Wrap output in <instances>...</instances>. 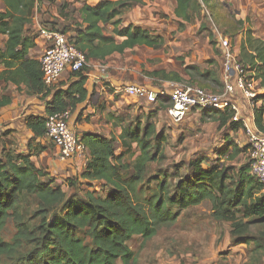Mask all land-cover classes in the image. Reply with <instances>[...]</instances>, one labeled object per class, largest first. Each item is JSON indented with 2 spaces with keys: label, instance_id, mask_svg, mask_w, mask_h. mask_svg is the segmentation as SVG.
<instances>
[{
  "label": "trees",
  "instance_id": "trees-1",
  "mask_svg": "<svg viewBox=\"0 0 264 264\" xmlns=\"http://www.w3.org/2000/svg\"><path fill=\"white\" fill-rule=\"evenodd\" d=\"M0 1V83L23 88L31 95L46 96L51 92L44 87L39 64L30 54L35 47L36 36L32 32L35 17L41 25L68 34L69 43L84 54L86 62L102 60L112 54L122 55L135 47L157 48L163 44L161 36L146 28L123 25L122 17L133 7L143 6L141 0L83 3L76 10L79 21L72 18L74 10H70L71 4L67 2ZM43 2L47 3L46 8H57L58 19L49 22L47 13L41 12ZM175 2L173 14L182 28L196 13L198 15L196 2ZM201 3L205 5L203 0ZM57 25L60 30L56 29ZM237 57L243 68L254 73L262 89L253 99L260 105L253 106L252 114L254 126L264 133V42L246 30ZM207 64L210 69L189 68L187 75L192 80L197 78L203 88L210 83L220 87L223 84L216 63L208 61ZM87 71V66L83 67L61 83L68 85L75 79L65 89L53 93L51 103L45 107V118H25L24 125L32 133L26 154L0 148V264H137L129 246L134 237H140L144 245L159 229L173 225L180 210L204 201L211 204L214 220L230 224V236L235 245L245 244L252 246L255 253L263 252L264 232L252 234L249 226H264V186L251 176L249 156L248 161L236 169L220 162L248 155L247 145L238 148L229 141L215 159L190 160L186 172L177 176V181L170 186L152 177L150 180L155 186L151 192L144 186L145 171L148 163L155 161L164 142L151 124H146L141 134L138 123L134 127L125 125L118 138L81 134L78 143L83 146L82 169L64 179L63 184H57L47 172L34 167L32 157L46 150L36 141L45 137V120L67 110L73 111L86 99L84 74ZM150 76L183 84L179 76L169 77L157 70ZM9 103V97L0 96V109ZM157 106L147 119L155 116L159 109L165 110L169 102ZM201 111L218 129L227 128L231 132L242 129L241 123L232 121L233 113L229 109ZM117 144L122 148L119 154ZM133 144L140 155L130 167L124 159L132 154ZM94 182L107 188L105 195L92 190ZM63 187L72 192L68 193ZM173 209L177 211L172 212ZM8 223L13 224L14 234L10 241H5L2 235Z\"/></svg>",
  "mask_w": 264,
  "mask_h": 264
},
{
  "label": "rangeland",
  "instance_id": "rangeland-1",
  "mask_svg": "<svg viewBox=\"0 0 264 264\" xmlns=\"http://www.w3.org/2000/svg\"><path fill=\"white\" fill-rule=\"evenodd\" d=\"M203 1L205 5H202L201 0H195L198 15L196 13L192 21L184 24L182 28L178 24L179 20L173 14L176 6L175 0H164L160 7L152 4L150 6L153 10L151 11L152 18L146 22L142 20L144 17L142 6H139V10L136 11L138 13L132 14L129 11L125 14L122 18L123 25L147 23L154 26L155 23L157 34L163 39V44L160 47H136L119 57L122 61L121 64L127 67L129 78L133 81V83L127 84L144 85L142 82H145L148 86L163 88L165 84L179 83L172 79L157 80L152 78L150 73L157 70L169 77L179 76L183 84L190 83L202 87L200 83L198 84L197 78L190 79L187 75L188 69L208 70L210 66L207 62L213 61L216 63V71L221 73L222 59L220 49L217 47V33L221 36H228L235 50L238 49L246 30H250L255 38L264 42V0H222L223 3L231 4L232 9L238 14V18L223 7L221 0ZM82 2L73 0L70 3V10H74L72 18L76 20H79L76 10ZM197 4L200 8L197 7ZM49 7V12H53L51 7L54 6ZM57 27L60 30L58 25L56 29ZM47 28L52 29L51 26ZM254 81L256 94H261L262 89L258 87V82ZM207 86L202 88L217 94L222 93L224 87L223 85L217 87L211 83ZM116 96L117 101H134L123 97L124 95L120 93ZM239 103L245 108L242 113L245 120L253 113V105H260V102L248 105L244 100ZM133 106L134 112L124 118L123 123L131 127L138 123L139 134L142 133L146 124L154 125L156 134H160L164 138L160 153L156 155L155 161L148 163L145 171L144 186H148L146 188L148 192H151L155 186L154 182L150 180L152 177L160 178L170 186L177 181V176L186 172L185 168L190 160L200 157L215 159L217 153L229 141L238 148L247 145V137L242 129L237 132H231L227 128L218 129L217 124L205 117L201 110L190 111L181 122L173 123L167 117L164 109H159L155 116L146 118L150 112L159 107L157 105L136 100ZM2 142L0 140V148L1 146L5 148ZM116 146H118L116 153L119 154L122 148H119V144ZM132 148V154L124 159L125 164H129L130 167L140 155L135 144ZM151 154H153V149H151ZM247 157V154L239 155L233 161L223 159L220 162L236 169L240 164L248 161ZM71 161L72 164H77L76 167H80V163L82 164V161L76 157H72ZM76 167L74 170L77 169L75 173H78L81 168ZM61 169L59 167L56 174L50 170L51 173L47 172L53 176L52 178L57 184H63L64 179L74 175L70 168ZM129 171L132 172V168ZM147 180L150 181L147 182ZM92 186V190L102 195L107 192V188L100 187V183L94 182ZM63 189L68 193L72 192L66 187ZM176 211V209L172 210V212ZM249 227L252 234L264 232V226L251 225ZM230 230L229 223L213 219L211 204L204 201L198 206L180 210L173 225L159 229L155 237L144 245H141L140 237H134L129 246L136 255L137 264H264V251L255 253L252 246L235 245L230 236ZM13 234V224L8 223L2 237L5 241H10Z\"/></svg>",
  "mask_w": 264,
  "mask_h": 264
},
{
  "label": "built area",
  "instance_id": "built-area-1",
  "mask_svg": "<svg viewBox=\"0 0 264 264\" xmlns=\"http://www.w3.org/2000/svg\"><path fill=\"white\" fill-rule=\"evenodd\" d=\"M39 34L43 39L44 49L37 61L45 88L55 85L65 70L76 73L87 66L84 54L69 43L66 35L48 28H39ZM216 36L222 59V93H211L196 86L177 83L167 84L154 91L137 85H123L115 92L143 100L150 105L169 102L165 113L173 123L181 122L192 110L229 109L233 113L232 121L241 123L247 137L250 174L264 186V133L254 126L252 113L246 120L242 117L245 108L239 103L244 100L248 105H253V99L257 95L254 73L247 71L238 62L237 50L229 37L219 33ZM100 70L103 71L104 68ZM67 119V111L48 117L45 120V138L58 149L61 161L72 157L82 159L83 146L69 129Z\"/></svg>",
  "mask_w": 264,
  "mask_h": 264
},
{
  "label": "crops",
  "instance_id": "crops-1",
  "mask_svg": "<svg viewBox=\"0 0 264 264\" xmlns=\"http://www.w3.org/2000/svg\"><path fill=\"white\" fill-rule=\"evenodd\" d=\"M56 1L71 3L73 0ZM81 1L83 2L80 4V6L83 3L93 4L98 0ZM141 1L144 3L142 6L144 17H142V20L146 22V20L152 18L151 11L153 10L150 6L153 4L154 6L156 5V7H160L164 0ZM76 2L79 3V1ZM46 6L47 3L45 2L40 4L41 12L47 13L46 18L49 20V22L54 21L56 18L58 19L57 8L51 7L53 8V12H49L50 7L46 8ZM139 8V6L133 7L132 10H130V13H138L136 11H138ZM59 21L62 22L61 19H59ZM134 26L142 28L145 27L153 34L159 35L157 34L155 23L154 26L148 25L147 23H143L142 25L134 24ZM39 28L47 27L45 25H41L39 23V18L35 17L33 19L32 26V32L36 36L34 39L35 47L31 50L30 54L36 61L44 49V42L39 34ZM126 51L130 50H125L124 53ZM124 53L122 55H124ZM122 55L112 54L111 56H108L102 60L91 59L87 62L88 71L84 74L86 78L84 84V88L87 92L86 99L81 104H78L73 111L67 110V125L69 129L75 133L77 140L80 139L81 134L83 133L100 135L104 138H118L122 132V129L125 128L123 119L127 118L130 113L134 112L133 110L135 109L133 107L135 105L133 106V104H135L136 99L127 97L125 95L123 97L134 101L123 102L117 101L116 99L117 93L115 91L117 88L123 85H137L127 84L133 83V81L129 78L127 67L121 64L122 61L119 57ZM100 68H104V70L101 71ZM70 74L71 73L68 70H65L55 85L46 88V90H51V92L46 96L43 94L31 95L23 88L17 89L15 85L0 83V96H7L10 98L9 105L0 109V140L3 141L2 144L5 145L7 151L11 150L20 154L27 153V144L32 139V133L24 125L25 118L28 116L45 118V107L51 103L53 93L58 89H65L71 82L75 80L72 79L68 85L61 84L62 82L69 79ZM219 77L222 81L221 73H219ZM142 83L144 85L141 84L137 86L153 91L160 89L152 85L148 86L145 82ZM166 85L167 84L164 86ZM119 119H122V123L118 124ZM36 141L40 145L45 146L46 150L38 156L32 157L31 161L35 168L45 172H49L50 170L56 174V170H58L59 167L60 169L66 167L72 169L73 174H75L77 169L74 170V168L77 166V164H72L73 162L71 160L61 161L59 159L58 149L48 139L44 137L43 139ZM82 164L80 163V167L76 168L82 169ZM65 171L68 170L65 169Z\"/></svg>",
  "mask_w": 264,
  "mask_h": 264
},
{
  "label": "water",
  "instance_id": "water-1",
  "mask_svg": "<svg viewBox=\"0 0 264 264\" xmlns=\"http://www.w3.org/2000/svg\"><path fill=\"white\" fill-rule=\"evenodd\" d=\"M221 2H222L223 7L226 8L230 12V14H232V15L235 14L236 15V18H238V14L232 9L231 4L223 3L222 0H221Z\"/></svg>",
  "mask_w": 264,
  "mask_h": 264
},
{
  "label": "bare ground",
  "instance_id": "bare-ground-1",
  "mask_svg": "<svg viewBox=\"0 0 264 264\" xmlns=\"http://www.w3.org/2000/svg\"><path fill=\"white\" fill-rule=\"evenodd\" d=\"M128 126V125H127ZM149 126V125H148ZM126 127V126H125ZM157 135V134H156Z\"/></svg>",
  "mask_w": 264,
  "mask_h": 264
}]
</instances>
